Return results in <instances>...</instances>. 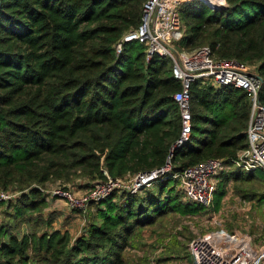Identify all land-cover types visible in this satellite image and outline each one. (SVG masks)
<instances>
[{"label": "trees", "instance_id": "obj_1", "mask_svg": "<svg viewBox=\"0 0 264 264\" xmlns=\"http://www.w3.org/2000/svg\"><path fill=\"white\" fill-rule=\"evenodd\" d=\"M145 1L0 0V187L34 184L16 199L18 214L44 207L39 185L71 169L121 178L158 169L171 154L174 172L211 158L232 163L246 146L249 93L201 80L189 83L190 135L174 146L181 119L173 95L181 83L171 60L146 58L135 41L114 49L138 27ZM223 1L217 9L202 0L181 3L184 34L175 46L207 45L216 58L254 64L264 104V0ZM163 185L142 197L114 200L112 193L91 203L94 218L70 246L59 230L8 234L0 240V264H33L28 252L39 251L43 264H125L135 226L168 210L198 209L181 206L172 188L162 195ZM222 196L215 192V206Z\"/></svg>", "mask_w": 264, "mask_h": 264}, {"label": "built area", "instance_id": "obj_2", "mask_svg": "<svg viewBox=\"0 0 264 264\" xmlns=\"http://www.w3.org/2000/svg\"><path fill=\"white\" fill-rule=\"evenodd\" d=\"M184 1L143 2L138 27L122 35L114 45L115 52H120L123 42L135 41L143 45L146 58L157 54L171 60L172 75L181 83L180 90L173 95L181 119L180 135L174 146L185 142L191 132L188 93L191 81L201 80L216 86L231 84L246 90L250 97L246 146L237 153L232 163L211 158L173 172L169 154L164 166L148 172L129 174L126 176L127 182L122 177L112 179L104 172V180H97L78 197L61 187L53 189L51 196L61 197L70 208L85 209L87 205L107 198L120 187L126 193L136 194L167 178L176 180L185 201L208 207L223 170L236 167L247 172L257 169L264 172V104L257 97L262 79L256 66L235 59L216 58L207 45L178 50L175 43L184 34L179 7ZM214 5L225 6V2L217 0ZM7 199L8 193L0 190V201ZM187 251V264H264V244L261 247L255 246L244 235H197L187 244Z\"/></svg>", "mask_w": 264, "mask_h": 264}, {"label": "rangeland", "instance_id": "obj_3", "mask_svg": "<svg viewBox=\"0 0 264 264\" xmlns=\"http://www.w3.org/2000/svg\"><path fill=\"white\" fill-rule=\"evenodd\" d=\"M216 3L217 0H214ZM251 174V176H247ZM127 175L122 180L127 182ZM99 179H92L84 175L79 169H71L61 177H52L44 184L39 185L46 194V205L37 211L17 213L18 196L26 192L29 184L12 183L7 188L0 190L9 195V199L0 201V229L6 234L0 240L6 239L8 234L17 237L34 235L35 237L59 230L69 236V246L75 238L82 236L88 228L89 221L93 220L96 205H87L85 209L70 208L61 197L51 196V191L61 187L75 197L81 196L90 186ZM164 191L172 188L175 197L181 206L190 203L197 206L194 212H181L168 210L156 216L150 224L135 226L133 236L138 238L134 243H129L122 254L125 255V264L133 260L136 264H163L172 262L185 264L188 262L187 244L197 235H225L248 236L251 243L261 247L264 244V172L257 169L247 172L230 167L223 170L217 181L211 204L203 207L200 204L185 201L178 190L177 182L167 178L164 181ZM157 183L146 190L134 194L135 198L142 197L147 191H156ZM222 190L223 196L218 204H214V194ZM114 200H119L126 193L123 188L115 192ZM261 197L262 200H259ZM215 206V207H214ZM137 252L140 254L138 255ZM33 264H43V252L37 254L28 252ZM133 255V256H131ZM144 255V257H143ZM164 256H167L165 258Z\"/></svg>", "mask_w": 264, "mask_h": 264}, {"label": "crops", "instance_id": "obj_4", "mask_svg": "<svg viewBox=\"0 0 264 264\" xmlns=\"http://www.w3.org/2000/svg\"><path fill=\"white\" fill-rule=\"evenodd\" d=\"M138 238H136L135 236H133L132 237V239L130 240V242L129 243H134L135 242V240H137ZM127 247V246H126ZM137 254L139 255L140 253L139 252H137ZM123 255V259L125 260V255L124 254H122ZM131 256H133V255H131ZM143 257H144V255H143ZM165 258H167V256H164ZM126 264H136V263H134L133 262V260H130L128 263L126 262ZM162 264V263H161ZM163 264H174V263H172V262H165V263H163ZM179 264H184V263H182V261H179ZM185 264H187L186 262H185Z\"/></svg>", "mask_w": 264, "mask_h": 264}, {"label": "water", "instance_id": "obj_5", "mask_svg": "<svg viewBox=\"0 0 264 264\" xmlns=\"http://www.w3.org/2000/svg\"><path fill=\"white\" fill-rule=\"evenodd\" d=\"M204 1L211 9H217V8H223L224 6H217V5H212V4H209L207 1L205 0H202Z\"/></svg>", "mask_w": 264, "mask_h": 264}, {"label": "bare ground", "instance_id": "obj_6", "mask_svg": "<svg viewBox=\"0 0 264 264\" xmlns=\"http://www.w3.org/2000/svg\"><path fill=\"white\" fill-rule=\"evenodd\" d=\"M208 1H210V2L213 3V4H215L214 0H208Z\"/></svg>", "mask_w": 264, "mask_h": 264}]
</instances>
